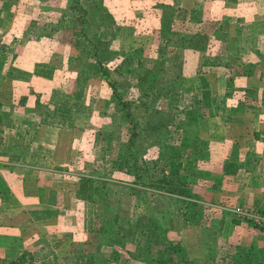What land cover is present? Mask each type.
Segmentation results:
<instances>
[{
  "label": "crops",
  "instance_id": "obj_1",
  "mask_svg": "<svg viewBox=\"0 0 264 264\" xmlns=\"http://www.w3.org/2000/svg\"><path fill=\"white\" fill-rule=\"evenodd\" d=\"M39 1L0 0V264H18L21 257L20 264H99L87 259L91 244L76 210L84 202L76 188L86 174L84 160L75 157L94 110L80 130L82 92L76 96L73 85L63 89L45 51L31 47L32 10L41 12ZM161 1L189 14L201 9L199 0ZM203 2L209 13L201 21L228 32L208 48L190 47L206 55L203 72L189 74L191 90L206 94L199 122L209 127L204 128L208 160L226 165L214 195L264 213V0ZM5 16L8 25L28 19L5 32ZM223 213L233 231L225 247L251 251L264 264L263 227Z\"/></svg>",
  "mask_w": 264,
  "mask_h": 264
},
{
  "label": "trees",
  "instance_id": "obj_2",
  "mask_svg": "<svg viewBox=\"0 0 264 264\" xmlns=\"http://www.w3.org/2000/svg\"><path fill=\"white\" fill-rule=\"evenodd\" d=\"M65 3V10L56 21L48 23L45 33L51 36L50 30L59 29L66 13L72 12L79 26L78 57L84 61L73 79L77 84L75 95L80 96L86 81L94 77L104 80L111 87V94L99 115L122 131L114 141L103 128H89L94 130L89 141L96 147L95 155L100 163L95 169L97 174L80 176L77 197L85 201L98 194H111L113 185L138 188L146 202L152 200V195L162 194L177 205L174 212L180 215L174 221L173 216L165 214L156 204L143 213H123L121 205L110 204L105 197L106 207L95 215L100 225L90 227L97 234L87 249L88 261L106 264L119 260L124 251L125 260L142 256L146 264H197L168 232L178 225H200L202 219L196 199L202 197L199 187L203 184L196 182V172H188L184 166L186 159L198 158L200 144L204 146L205 139L198 132L199 116L204 113L182 107L171 115L167 97L173 89L182 88L184 80L181 72L175 76L164 72L166 46L158 43L155 49L158 55L154 57H137L132 51L113 45L117 21L102 6V0H66ZM160 7V34L165 42L170 28L189 31L188 47L199 49L208 48L215 37L221 39L228 33L224 26L213 29L207 21H201L197 8L186 19L179 20L172 16L171 5ZM114 175L121 180H111ZM248 252L245 257L243 253L247 252L242 249L213 248L206 262L259 264Z\"/></svg>",
  "mask_w": 264,
  "mask_h": 264
},
{
  "label": "rangeland",
  "instance_id": "obj_3",
  "mask_svg": "<svg viewBox=\"0 0 264 264\" xmlns=\"http://www.w3.org/2000/svg\"><path fill=\"white\" fill-rule=\"evenodd\" d=\"M167 1L171 2L172 0ZM199 1L200 2H195V4H197V7L200 6L201 9H204L201 10L200 8H197L200 14L208 15L209 10L205 13L207 3H204L203 0ZM65 2L66 0L39 1V4H41V12H39L37 8L35 11L32 10L34 21L31 22L32 27L29 31L32 34V38L35 37L33 40H35L36 43L32 44L38 45V47L34 45H31V47L40 52L45 51V53H43L49 57L52 65L51 68L55 72L57 81H60V84L63 85V89L69 88L70 85H73V88L77 86L73 79L84 63L83 59L78 57L80 54L76 47V43H78L79 26L72 12L69 11L66 13L62 19L63 24L59 29L50 30L51 32L49 33L51 36H47L48 34L46 35L45 33V29H47L49 25L48 23L56 21L59 18L60 13L65 10ZM163 2L164 1L161 0H102V6L109 10L117 21L114 25V31L117 34L113 43L114 46H120L125 51H132L137 57H154L155 55H158V52L155 51L158 43L159 45H162V47L166 46L165 51L167 53L163 55L167 59L164 72L168 76H175L178 72H181L184 80L182 88L173 89L167 97V105L170 108L171 115L176 110H179L182 107H187L197 113H204V115L202 114L203 116H199V119H202L205 117L206 108L201 106V100L202 97L205 99L206 94H202L200 91H192V75L189 74V70L195 74V70L199 68L198 70L201 72V64L203 65L206 55L203 56L202 54L200 56L199 50L196 51V49H190V47H188V39H190L189 31L170 28L168 30L166 42L164 41L160 34L161 22L158 17L159 14L160 16L162 15L160 4ZM174 3L177 2L175 1ZM171 6H173V2ZM164 12H167V10ZM171 12L173 14L172 16L179 20L186 19L189 16V12L183 8L181 9L179 4L174 6V8L172 7ZM25 19L28 18L23 17V21ZM4 20L6 28L1 27V29L3 30L4 28L3 31L5 32H10L12 28H16L20 23H23V21L21 22V20L17 18L20 23L16 21V24L10 23L8 25L9 21L7 20V16L4 17ZM247 31L248 29L245 27L243 33ZM38 81H40V79H38ZM57 81L56 84H59ZM81 94H83L85 102L78 106V109L84 111V114L80 116V121L78 122L80 130L83 129V124L88 121L89 113L91 114L94 110V114L92 115V120H90V124L86 129V133L81 130V132H84L83 138L85 140L79 143L80 150L78 149V155L75 158L78 159L80 157V162L81 159L84 160V164L81 168L83 173H94L95 175V169L96 167H99L100 159L96 158V147H93L89 141V134L94 131H90L89 128H103L104 133L111 136L114 141L122 135V131L113 127L110 120H105L103 118L105 116H102L101 114L98 115V113L103 110V106L108 101L111 94V87L108 86L104 80L94 77V79L92 78V80L86 81ZM201 125L203 131L200 130ZM201 125L199 122V136L205 139L204 133H206V131H204V128L209 127L206 122H202ZM202 145L203 144H200L198 158L195 159L191 157L186 159L184 166L188 172H196V182L199 185H204L199 187V190H202V197L196 199L199 204L197 209L202 215L200 225H178L174 228H170L168 234L169 236L174 237L175 241L183 245L187 257L195 260V262L197 261V264H208L206 262L207 257L212 252L213 248H218V250L223 249L227 241V236L233 232L230 227V221L228 220V223L225 222L226 216L223 212H234L231 210L233 206H248V204H236L234 200L221 199L220 193L216 194L217 197L215 198L214 192L220 187V178L226 165L222 160H217L220 164L219 162L216 163V161L211 162L208 160L211 157V150L208 149L209 145L207 146L206 141L204 146ZM149 155L151 154H148L147 156ZM228 169L230 170V168ZM98 173L101 174L100 171H98ZM119 178V176L114 175L111 180L120 181L121 179ZM209 185L210 188L208 190L207 188ZM211 186L213 187L212 189ZM108 187L109 185L107 186V189ZM113 187L117 188V190ZM113 187L111 188V194L104 196L98 194V196L91 200H85L83 204H80L79 208H77L78 204H75L77 208L76 210L79 213L77 220L80 222L79 225L86 230L87 241L90 242V244L96 239L95 234H97L96 231H90V227H94L95 225L98 227L100 225L98 224L99 221L95 220V215L97 210L102 211L103 208L106 207L105 197L108 203L111 204L114 202V205H121V211L123 213L128 211L135 212L136 214L140 212L143 213L156 204L159 205L165 214L173 216L174 221H177L180 217L179 214L174 212L177 205L173 204V202L168 200V198L164 197L162 194L152 195V200L146 202L144 197L139 195L140 191L138 188L134 190L131 188L119 187L118 185H113ZM207 191H209V193H207ZM172 211L174 213H172ZM237 216L240 221L242 220L249 223L253 228L255 227L259 229L263 227L264 229V226L261 227L259 224H255V221L252 219L243 218L239 215ZM245 252H247L243 253L245 257L250 254L248 251ZM124 254L127 253L123 251V256ZM123 256H120L119 260L111 261L112 264H146V259L142 256L130 257L128 260H125Z\"/></svg>",
  "mask_w": 264,
  "mask_h": 264
},
{
  "label": "built area",
  "instance_id": "obj_4",
  "mask_svg": "<svg viewBox=\"0 0 264 264\" xmlns=\"http://www.w3.org/2000/svg\"><path fill=\"white\" fill-rule=\"evenodd\" d=\"M231 210L243 218L252 219L256 224L264 225V213H261L253 206L235 205Z\"/></svg>",
  "mask_w": 264,
  "mask_h": 264
}]
</instances>
